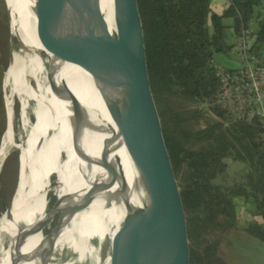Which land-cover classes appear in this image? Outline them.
Wrapping results in <instances>:
<instances>
[{"label":"water","instance_id":"water-1","mask_svg":"<svg viewBox=\"0 0 264 264\" xmlns=\"http://www.w3.org/2000/svg\"><path fill=\"white\" fill-rule=\"evenodd\" d=\"M36 1L38 50L48 62L57 93L97 145L167 196L170 264H221L210 223L157 91L138 0H90L98 10L99 25L116 37L110 43L92 21L87 0ZM41 122L34 110L30 129L39 130ZM25 140L20 146L14 144L19 150L18 173L5 209L16 216ZM101 214L113 236L114 221ZM93 235L94 264H103L105 243Z\"/></svg>","mask_w":264,"mask_h":264},{"label":"bare ground","instance_id":"bare-ground-1","mask_svg":"<svg viewBox=\"0 0 264 264\" xmlns=\"http://www.w3.org/2000/svg\"><path fill=\"white\" fill-rule=\"evenodd\" d=\"M5 2L10 36L4 80L21 97L22 112L26 98L34 104L42 124L39 130H29L21 148L25 170L19 215L5 210L0 217V230L8 239L0 264H47L57 244L70 238L74 224L105 243L103 264H170L167 196L97 145L57 93L48 62L38 50L37 1ZM87 2L98 32L113 42L114 33L98 23L95 3ZM44 72L48 81L40 88ZM7 134L18 146L10 114ZM54 185L59 189L48 211L45 198ZM101 212L114 221L113 236Z\"/></svg>","mask_w":264,"mask_h":264},{"label":"trees","instance_id":"trees-1","mask_svg":"<svg viewBox=\"0 0 264 264\" xmlns=\"http://www.w3.org/2000/svg\"><path fill=\"white\" fill-rule=\"evenodd\" d=\"M138 2L157 91L216 245L228 241L238 228L264 241L262 127L256 120H233L217 105L214 65L216 54H227L250 24L256 27L252 48L262 56L261 0H227L221 12L212 10L211 0ZM236 161L245 163L247 170L230 179L226 170ZM247 205L255 210L240 224V210Z\"/></svg>","mask_w":264,"mask_h":264},{"label":"rangeland","instance_id":"rangeland-1","mask_svg":"<svg viewBox=\"0 0 264 264\" xmlns=\"http://www.w3.org/2000/svg\"><path fill=\"white\" fill-rule=\"evenodd\" d=\"M9 34L10 26L8 21V9L5 0H0V78L5 77V68L8 63L9 54ZM235 46L226 53H217L216 60L219 65L235 66ZM29 62L33 64V58L28 55ZM46 73L42 74L41 83H46ZM0 91L2 105L0 104V217L4 213L9 198L14 189L18 173V155L19 150L8 139L7 134V114L11 115L15 140L20 145L27 137L33 123L34 104L24 98L25 112H22L21 97L15 94L11 87L7 86ZM5 96V97H4ZM3 123L4 129L2 128ZM242 163L240 161L232 163ZM231 163V164H232ZM230 164V166H231ZM230 166L226 170V175L230 179L239 176L230 171ZM235 173V174H234ZM59 186L54 185L48 191L46 202L47 207H51L57 197ZM50 203V205H49ZM57 215L48 223L53 224ZM47 228V227H46ZM45 228V229H46ZM70 238L60 242L54 248L49 264H94L97 250V239L91 233H86L79 224L71 227ZM8 239L5 235L0 239V255L7 247ZM245 256V255H244ZM243 262V263H242ZM239 264H251L249 260H240Z\"/></svg>","mask_w":264,"mask_h":264},{"label":"built area","instance_id":"built-area-1","mask_svg":"<svg viewBox=\"0 0 264 264\" xmlns=\"http://www.w3.org/2000/svg\"><path fill=\"white\" fill-rule=\"evenodd\" d=\"M255 29L250 24L237 35V65L227 67L214 62L219 82L216 103L233 120L258 121L264 140V58L252 48Z\"/></svg>","mask_w":264,"mask_h":264},{"label":"crops","instance_id":"crops-1","mask_svg":"<svg viewBox=\"0 0 264 264\" xmlns=\"http://www.w3.org/2000/svg\"><path fill=\"white\" fill-rule=\"evenodd\" d=\"M226 1L227 0H211L212 10L215 12H221L226 6ZM261 3L262 5L258 11L261 16H264V0H261ZM261 54L264 58V43L261 44ZM234 61L237 63L236 56ZM246 170L247 165L243 162L232 163L230 166V171L235 172L238 175H243ZM254 210L255 207L252 205H247L243 210H240V224H243L245 219L249 217ZM218 250L219 254L226 259L227 264H239L240 260H249L251 261V264H264V241L258 237L249 235L240 228L235 229L232 232L230 239L222 242L218 246Z\"/></svg>","mask_w":264,"mask_h":264}]
</instances>
